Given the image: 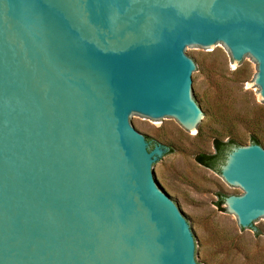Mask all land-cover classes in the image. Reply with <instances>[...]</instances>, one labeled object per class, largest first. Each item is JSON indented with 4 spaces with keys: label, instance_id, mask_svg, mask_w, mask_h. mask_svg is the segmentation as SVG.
Returning <instances> with one entry per match:
<instances>
[{
    "label": "water",
    "instance_id": "1",
    "mask_svg": "<svg viewBox=\"0 0 264 264\" xmlns=\"http://www.w3.org/2000/svg\"><path fill=\"white\" fill-rule=\"evenodd\" d=\"M223 47L264 98V0H0V264H198L134 117L197 132L188 53ZM217 169L239 228L262 223L264 148Z\"/></svg>",
    "mask_w": 264,
    "mask_h": 264
},
{
    "label": "rangeland",
    "instance_id": "2",
    "mask_svg": "<svg viewBox=\"0 0 264 264\" xmlns=\"http://www.w3.org/2000/svg\"><path fill=\"white\" fill-rule=\"evenodd\" d=\"M188 55L199 68L198 105L203 109L205 104L208 111V119L204 117L197 126L201 134L188 132L176 120L158 123L134 117V126L152 139L155 174L169 196L197 222L196 227L190 225V231L198 243V264H219L228 246L225 239L233 237L238 238L240 250L263 257L264 221L243 230L225 204L216 206L219 195L241 196L243 190L229 186L219 173L195 161L197 154L214 153L213 138L227 142L232 135L249 145L250 133H257L264 144V98L256 84L258 64L253 58L241 64L227 47L214 51L193 48ZM254 229L260 232L258 238ZM231 252L233 264H242L241 253Z\"/></svg>",
    "mask_w": 264,
    "mask_h": 264
},
{
    "label": "trees",
    "instance_id": "3",
    "mask_svg": "<svg viewBox=\"0 0 264 264\" xmlns=\"http://www.w3.org/2000/svg\"><path fill=\"white\" fill-rule=\"evenodd\" d=\"M195 100V99H194ZM198 104V101H195ZM199 106V105H198ZM203 115H208V111L207 110H203ZM258 124H256L254 127L258 128ZM201 134V129L199 128V131L197 132V135ZM231 137L229 138V140L227 142H223L220 139H216L213 138L212 140V146L214 148V153L213 154H197L195 156V161L200 164L203 165L209 169L214 170L215 172H218L217 166H218V162H222L224 159V154L226 151H228L232 146H242L244 144V141L242 140V138L240 137H235L230 135ZM146 140L148 142H151L152 139L150 138H146ZM248 142L250 144L253 145H259L262 148H264V144L261 141V138L258 136L257 133H250L249 137H248ZM219 200L218 202H216V206L221 207V205L224 204V199L225 196H221L219 195ZM254 237L258 238L260 236V232L258 230L254 229ZM226 238V237H225ZM225 240H227L228 242V246L225 250V252H222L224 254V258L223 260L220 261L219 264H233V258L231 257L232 252L231 251H236L241 253L242 258H243V262L242 264H257V262L260 261L259 264H264V256L263 257H252V255L249 253L248 249H242L240 250V245L238 242V238H226Z\"/></svg>",
    "mask_w": 264,
    "mask_h": 264
},
{
    "label": "flooded vegetation",
    "instance_id": "4",
    "mask_svg": "<svg viewBox=\"0 0 264 264\" xmlns=\"http://www.w3.org/2000/svg\"><path fill=\"white\" fill-rule=\"evenodd\" d=\"M218 163L220 164L221 162H218ZM219 164H218V165H219ZM202 166H203V165H202ZM204 167H205V166H204ZM217 167H218V166H217ZM206 168H207V167H206ZM208 169H209V168H208Z\"/></svg>",
    "mask_w": 264,
    "mask_h": 264
}]
</instances>
